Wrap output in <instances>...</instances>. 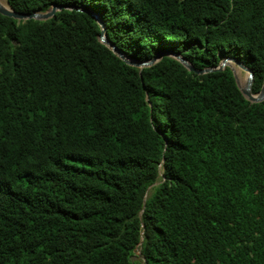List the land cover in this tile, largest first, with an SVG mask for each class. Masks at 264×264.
I'll return each mask as SVG.
<instances>
[{
    "label": "trees",
    "instance_id": "trees-1",
    "mask_svg": "<svg viewBox=\"0 0 264 264\" xmlns=\"http://www.w3.org/2000/svg\"><path fill=\"white\" fill-rule=\"evenodd\" d=\"M5 2L0 264H264V0Z\"/></svg>",
    "mask_w": 264,
    "mask_h": 264
},
{
    "label": "water",
    "instance_id": "water-1",
    "mask_svg": "<svg viewBox=\"0 0 264 264\" xmlns=\"http://www.w3.org/2000/svg\"><path fill=\"white\" fill-rule=\"evenodd\" d=\"M61 9L60 6H51V8L46 11V12H33V13H19V12H14L12 9L9 8V6L6 4V7H3L0 5V15L4 16V17H8L11 19H14L16 21H27V20H34V21H46L48 19H50L54 13L56 11H59ZM71 9V8H70ZM85 11V10H82ZM87 12V11H85ZM94 19L97 21V23L99 24L100 28H101V33L98 36V40L105 45L106 47H108L120 60H122L125 64H127L128 66H132L138 69L141 68H145V67H149L151 65H153L154 63H156L160 57L163 55V53H159L157 55H155L151 60L147 61V62H138V61H130L128 59H126L118 50L115 49L114 45L110 44L107 39L105 38L104 35V27L102 22H100V20L93 15ZM171 57H173L176 61H178L187 71H192L196 74H206L212 71H222L224 68H229V70L232 73L234 82L236 87L238 88V90L240 91L242 97L249 102L250 104L253 103H260L264 100V78H263V82H262V86L259 90L258 93L253 94L251 91L252 88V83H253V73L252 71L246 67L245 65H243L241 62L237 61L234 57H225L223 59L220 60L219 64L217 67L215 68H207V69H203V70H196L194 69L191 65H189L184 58L180 57L179 55L176 54H169ZM230 63H234L236 66H239L244 72H246L247 74V78H246V82L243 88H241L239 86V82H238V78L234 72V70L232 69V67L230 66ZM161 176V174H160ZM156 183L152 184L151 186L148 187L147 191L152 187L155 186ZM146 191V192H147ZM146 196V195H145ZM144 196V198H145ZM141 214V212H140ZM139 245L138 244L134 250V256L132 257V260L137 258V259H141L142 262H144V259L141 256L140 250H139Z\"/></svg>",
    "mask_w": 264,
    "mask_h": 264
},
{
    "label": "rangeland",
    "instance_id": "rangeland-1",
    "mask_svg": "<svg viewBox=\"0 0 264 264\" xmlns=\"http://www.w3.org/2000/svg\"><path fill=\"white\" fill-rule=\"evenodd\" d=\"M5 2V0H3ZM230 66L232 67V69L234 70L237 78H241V80L244 81V83L246 82V78H247V74L246 72H244L239 66H236L234 63H230Z\"/></svg>",
    "mask_w": 264,
    "mask_h": 264
},
{
    "label": "bare ground",
    "instance_id": "bare-ground-1",
    "mask_svg": "<svg viewBox=\"0 0 264 264\" xmlns=\"http://www.w3.org/2000/svg\"><path fill=\"white\" fill-rule=\"evenodd\" d=\"M0 5L3 6V7H6V2H4L3 0H0ZM238 82H239V86L241 88L244 87L245 83L243 80H241V78L238 77Z\"/></svg>",
    "mask_w": 264,
    "mask_h": 264
}]
</instances>
